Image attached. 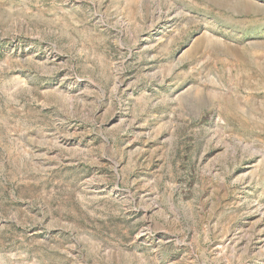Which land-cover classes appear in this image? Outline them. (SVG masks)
Here are the masks:
<instances>
[{"label": "rangeland", "instance_id": "obj_1", "mask_svg": "<svg viewBox=\"0 0 264 264\" xmlns=\"http://www.w3.org/2000/svg\"><path fill=\"white\" fill-rule=\"evenodd\" d=\"M0 264H264V0H0Z\"/></svg>", "mask_w": 264, "mask_h": 264}]
</instances>
